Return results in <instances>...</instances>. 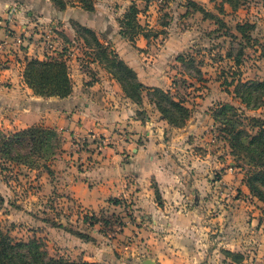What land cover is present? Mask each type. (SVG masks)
<instances>
[{
    "label": "rangeland",
    "instance_id": "obj_1",
    "mask_svg": "<svg viewBox=\"0 0 264 264\" xmlns=\"http://www.w3.org/2000/svg\"><path fill=\"white\" fill-rule=\"evenodd\" d=\"M120 1L109 0L105 5H98L95 28L86 31L79 27L82 24L70 20L56 34L77 35L74 43L77 48L70 56L75 55L83 68L99 63L107 69L103 50H114L137 69L146 86L162 85L171 97L190 108L191 115L184 126L169 123L170 126L163 127L164 132L166 130L162 132L164 142H171L172 137L178 142L179 137L180 142L184 140L192 145L194 153H208L211 161L215 155L221 158L222 164H213L212 173L209 171L207 175L222 177L228 183L219 197L209 201L210 214L216 217L218 212L223 213L212 223L220 225L221 229L224 226L225 239L242 240L245 253L238 252L235 258L240 260L238 264H264V202L248 185L252 171L264 169L263 162L254 159L248 148L264 151L261 130L250 126L251 117L264 120V96L261 94L256 100L258 91L250 92L243 86L244 82L264 80V0H240L235 6L229 0H134L140 9L141 25L138 29L141 34L136 35L135 43L129 39L135 35L131 27L124 25L128 37H120V21L131 0ZM64 2L71 6L77 1ZM50 29L39 31L37 35L53 34L49 33ZM93 35H102L103 47ZM107 35H112L113 39H108ZM47 48L46 44L44 50ZM63 52L62 48L53 49L49 57L60 58ZM9 61L0 59V64L6 66ZM120 70L127 79L122 68ZM123 95L127 97L124 90ZM152 95L153 92L145 89L141 104L131 99L138 104L137 115L143 120L149 115L164 118L151 101ZM47 101L50 102H44L42 107L52 116L57 114L59 106L63 107L60 100ZM258 102L260 106L255 108ZM164 103L171 108L168 100ZM173 111L180 115L175 109ZM193 121L199 122L200 130L184 134L180 128L190 126ZM16 125L9 120L0 121V129L7 133L19 131ZM46 126L54 128L58 134L52 148L34 150L19 162L0 154V234L13 241L35 240L51 256L77 262L149 263L138 259V248L133 250L135 254L128 252V244L137 242V234L123 232L125 219L129 216L136 219L131 203L124 201L120 207L105 206L95 212L67 195L57 168H52L54 159L62 154L64 138L55 126ZM119 130L123 134L131 133L126 127ZM151 131L148 125V133ZM236 138L241 143L232 146ZM98 141L105 145L102 138ZM78 143L80 146L86 144L82 139ZM106 143L111 144V140ZM191 202L193 204L194 200ZM201 202L206 206L205 199ZM121 244L126 247L117 248ZM210 245L207 243L200 248L199 258L191 264H226L220 252L212 253ZM226 251L231 250L223 249L224 255ZM227 257L234 261L232 256Z\"/></svg>",
    "mask_w": 264,
    "mask_h": 264
},
{
    "label": "crops",
    "instance_id": "obj_2",
    "mask_svg": "<svg viewBox=\"0 0 264 264\" xmlns=\"http://www.w3.org/2000/svg\"><path fill=\"white\" fill-rule=\"evenodd\" d=\"M108 1L96 0L95 11H88L79 2L61 9L54 0H0V59L10 60L6 66L0 64V121L17 124V130L38 123L58 128L64 141L62 154L54 159L52 168H57L67 195L95 212L105 206L120 207L124 201L131 203L136 219H125L123 232L137 234V242L128 244V252L135 254L133 250L138 248V259L143 263L150 259L155 264H191L207 243L212 253L220 252L226 264L241 263L224 255L223 249L244 254L242 240L225 239L224 226L221 229L212 223L223 213L215 217L208 208L228 184L222 177L207 176L213 164H222L221 158L215 155L211 161L208 153H194L192 145L180 142L179 137L178 142L174 137L164 142L163 127L170 126L169 122L154 115L143 120L137 115L138 104L123 95L120 82L103 64L83 68L75 55L70 56L77 48V35L56 34L70 20L95 28L98 5ZM48 28L53 34L37 35ZM97 36L102 40V35ZM47 43L52 49L44 50ZM61 48L69 64L72 93L64 98L35 94L24 78L26 58L47 59L53 49ZM47 100H60L63 107L52 116L42 107L50 102ZM198 123L193 121L191 127L180 130L184 134L196 132L200 130ZM148 125L152 128L149 133ZM125 127L131 133L118 131ZM98 138L105 145L99 144ZM80 139L86 144L80 146ZM109 140L111 144L106 143ZM114 199L121 202L116 204Z\"/></svg>",
    "mask_w": 264,
    "mask_h": 264
},
{
    "label": "trees",
    "instance_id": "obj_3",
    "mask_svg": "<svg viewBox=\"0 0 264 264\" xmlns=\"http://www.w3.org/2000/svg\"><path fill=\"white\" fill-rule=\"evenodd\" d=\"M55 3L61 9L67 6L65 0H54ZM81 3L80 5L88 10L95 11L96 0H76ZM149 1V0H147ZM234 6L237 5L240 0H229ZM190 4L195 3L189 1ZM139 7L135 1L129 6L125 12L123 19L120 21L122 26V35L128 37L127 31L124 29V25L131 27L132 35L129 39L135 43L136 35L141 34L138 30L140 28V22L138 20ZM86 31L91 30L89 27L79 25ZM79 31V29H78ZM93 31V30H92ZM99 46L103 47V43L97 35H93ZM104 61L107 62V69L112 75L120 82L122 89L125 91L128 97L136 101L138 104L143 102V91L149 89L154 95L151 96V101L156 104L158 110L163 114V117L172 125L182 127L186 124V121L191 115L190 108L184 104L183 101L177 100L171 97L169 92L160 87H148L139 78L137 71L130 66L119 54L112 50H103ZM120 68L125 72L127 79L120 73ZM24 78L28 86L34 91L35 94L40 96H57L68 97L73 91V81L70 75L69 64L67 59L63 56L60 58L50 57L47 59H40L37 57L26 58V64L24 69ZM127 80V81H126ZM243 86L250 92L258 91L256 100L260 95L264 96V80L263 81H248L244 82ZM129 88H132L134 92H131ZM259 94V95H258ZM156 96H160L157 98ZM254 96V95H253ZM243 97V96H242ZM243 99L249 103L246 97ZM164 100H168L170 107H166ZM264 103V101H263ZM260 106V102L255 105V108ZM173 109L180 113L175 115ZM250 126L252 128H259L260 134L264 137V120L259 117L250 118ZM258 131V132H259ZM57 131L49 126L42 124H35L27 128L21 129L15 132H4L0 129V154L9 157L14 161H24L30 153L34 150H42L43 148H52L53 139L57 138ZM241 143L239 139H234L232 146ZM254 159L262 161L264 151L257 152L258 149L248 147ZM258 162V164H260ZM46 168L50 170V166ZM256 181V182H255ZM251 192L264 202V169L258 168L252 171L248 182ZM119 199H114V203L119 204ZM0 264H94L89 262H77L69 260L64 257L51 256L37 241H13L8 236H2L0 234ZM227 255L233 257L237 262L239 259H235L239 256V253H233L232 251H226ZM105 264V263H95Z\"/></svg>",
    "mask_w": 264,
    "mask_h": 264
},
{
    "label": "water",
    "instance_id": "obj_4",
    "mask_svg": "<svg viewBox=\"0 0 264 264\" xmlns=\"http://www.w3.org/2000/svg\"><path fill=\"white\" fill-rule=\"evenodd\" d=\"M149 261V260H148ZM147 264H153V263H151V261H149V263H147Z\"/></svg>",
    "mask_w": 264,
    "mask_h": 264
},
{
    "label": "built area",
    "instance_id": "obj_5",
    "mask_svg": "<svg viewBox=\"0 0 264 264\" xmlns=\"http://www.w3.org/2000/svg\"><path fill=\"white\" fill-rule=\"evenodd\" d=\"M47 45L49 46V43H47ZM51 45V44H50Z\"/></svg>",
    "mask_w": 264,
    "mask_h": 264
}]
</instances>
